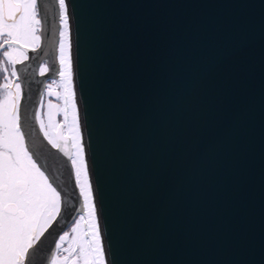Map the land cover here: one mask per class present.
Returning <instances> with one entry per match:
<instances>
[{"label": "water", "instance_id": "obj_1", "mask_svg": "<svg viewBox=\"0 0 264 264\" xmlns=\"http://www.w3.org/2000/svg\"><path fill=\"white\" fill-rule=\"evenodd\" d=\"M41 1L45 54L17 66L33 150L52 13L58 29L55 0ZM69 16L109 264H264V0H70Z\"/></svg>", "mask_w": 264, "mask_h": 264}, {"label": "snow or ice", "instance_id": "obj_2", "mask_svg": "<svg viewBox=\"0 0 264 264\" xmlns=\"http://www.w3.org/2000/svg\"><path fill=\"white\" fill-rule=\"evenodd\" d=\"M55 4L59 67L45 62L36 69L51 83L45 86L46 113L41 102V111L34 115L46 144L33 150L24 131L25 92L17 66L31 59L29 52L45 54L41 48L46 11L41 0H0V264H109L76 101L70 0H55ZM51 28L49 23V38ZM50 72L58 80L48 77ZM63 166H69V187L57 175ZM69 217L70 230L57 234L47 259H34L47 237Z\"/></svg>", "mask_w": 264, "mask_h": 264}, {"label": "flooded vegetation", "instance_id": "obj_3", "mask_svg": "<svg viewBox=\"0 0 264 264\" xmlns=\"http://www.w3.org/2000/svg\"><path fill=\"white\" fill-rule=\"evenodd\" d=\"M41 3H42V1H41ZM56 21H57V23H58V17H57V20H56ZM49 23H51V25H52V28H51V30H52V36H51V38H49V36H48V38H49V41H51L52 43L50 44V48H49V50L47 51V58L42 59V60L40 61L39 66L43 65L45 62H48L50 65L52 64V65H54V67L58 68V67H59V64H58L57 56H58V39H59V37H58V31H59V23H58V29H57V31L55 32V23H54V15H53V13L49 15ZM44 24H45V23H43L42 42H43V39H44V37H45V35H44V30H45V28H44ZM29 56H30V52H29ZM0 59H2V57H0ZM39 66H38V67H39ZM51 78H52V79H57V80H58V77H56L55 75L52 76ZM2 81H3V77H2V74H0V83H2ZM20 82H21V81H20ZM48 83H51V79H49V78L46 79L45 85H44V87H43L42 90H41L42 93H41L40 100H39V102H38L39 105H40L41 102L44 103V105H45V108H44L45 113H46V111H47V101H48V99H49V97L46 95V92H45V86H46ZM54 87H55V86H54ZM0 95H1V97L3 96V92H2V91H0ZM76 99H77V95H76ZM77 101H78V100H77ZM53 102H54V103L56 102L55 99H53ZM78 102H79V101H78ZM39 105H38V107H37L36 113H38V112L41 111ZM45 118H46V116H45ZM58 119H61V117H58ZM78 216H79V214L76 216V218H78ZM68 228H69V227H68ZM68 228H67V229H68ZM61 234H62V233H61Z\"/></svg>", "mask_w": 264, "mask_h": 264}, {"label": "bare ground", "instance_id": "obj_4", "mask_svg": "<svg viewBox=\"0 0 264 264\" xmlns=\"http://www.w3.org/2000/svg\"><path fill=\"white\" fill-rule=\"evenodd\" d=\"M74 80V79H73ZM76 101H77V99H76ZM77 106H78V109H79V102L77 101ZM80 113V112H79ZM80 124H81V130H82V123H81V120H80ZM85 159H86V157H85ZM101 237H102V235H101Z\"/></svg>", "mask_w": 264, "mask_h": 264}, {"label": "rangeland", "instance_id": "obj_5", "mask_svg": "<svg viewBox=\"0 0 264 264\" xmlns=\"http://www.w3.org/2000/svg\"><path fill=\"white\" fill-rule=\"evenodd\" d=\"M0 97H1V95H0ZM70 226H71V223H70L69 226H68L69 228L67 227L68 229L66 228V230H70Z\"/></svg>", "mask_w": 264, "mask_h": 264}]
</instances>
